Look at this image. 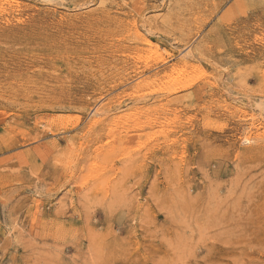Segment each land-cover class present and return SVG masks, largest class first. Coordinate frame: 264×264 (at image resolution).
<instances>
[{
    "label": "rangeland",
    "instance_id": "obj_1",
    "mask_svg": "<svg viewBox=\"0 0 264 264\" xmlns=\"http://www.w3.org/2000/svg\"><path fill=\"white\" fill-rule=\"evenodd\" d=\"M51 1L0 0V264H264V0Z\"/></svg>",
    "mask_w": 264,
    "mask_h": 264
},
{
    "label": "bare ground",
    "instance_id": "obj_2",
    "mask_svg": "<svg viewBox=\"0 0 264 264\" xmlns=\"http://www.w3.org/2000/svg\"><path fill=\"white\" fill-rule=\"evenodd\" d=\"M6 1H8V0H6ZM49 1V3L50 2H52L51 0H48ZM55 1V0H54ZM106 0H101V3L100 4H102L103 5V3L105 2ZM5 2V1H4ZM34 2V1H33ZM43 2V1H42ZM47 2V1H46ZM58 2V1H57ZM60 2H61V0H60ZM19 3V2H18ZM48 3V2H47ZM54 3V2H53ZM62 3V2H61ZM85 4V3H84ZM46 5V4H45ZM82 5V4H81ZM81 8V7H80ZM85 9V8H84ZM50 12V11H49ZM52 12V11H51ZM15 19V18H14ZM123 22V21H122ZM122 22L121 21H114L112 24L114 25V27L118 30L119 28H120V26L122 25ZM134 22V21H133ZM140 25V24H139ZM112 36V35H111ZM138 36H139V34H138ZM139 40H141V42L145 45V46H147V47H151L152 46V44L150 43V41L148 40V39H146L144 36H139V38H138ZM191 74V73H190ZM101 77V76H100ZM221 80V79H220ZM148 81V80H147ZM144 83V82H143ZM222 86V85H221ZM147 87V86H146ZM189 87V86H188ZM147 88H149V87H147ZM204 88V87H203ZM184 89V88H183ZM182 89V90H183ZM188 89V88H187ZM186 89V90H187ZM153 94V93H152ZM98 121V120H97ZM207 120H205V122H206ZM159 126H160V124H159ZM154 137V136H153ZM153 139V138H152ZM155 139V138H154ZM142 145V144H141ZM134 148V147H133ZM169 152V151H168ZM95 165V164H94ZM93 165V166H94ZM96 166V165H95ZM98 170V169H97ZM89 172H91V171H89ZM89 175V174H88ZM87 175V176H88ZM90 175H91V173H90ZM101 176V175H100ZM78 178V177H77ZM89 179V178H88ZM98 179V178H97ZM87 180V179H86ZM100 180V179H99ZM100 183V182H99ZM99 188V187H98ZM63 235V234H62Z\"/></svg>",
    "mask_w": 264,
    "mask_h": 264
}]
</instances>
